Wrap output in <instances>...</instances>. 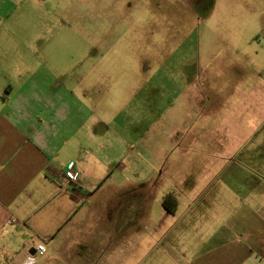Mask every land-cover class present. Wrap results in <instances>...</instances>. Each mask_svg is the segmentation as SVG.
<instances>
[{"label":"rangeland","instance_id":"1","mask_svg":"<svg viewBox=\"0 0 264 264\" xmlns=\"http://www.w3.org/2000/svg\"><path fill=\"white\" fill-rule=\"evenodd\" d=\"M0 37L49 53L124 138L113 172L124 188L96 198L116 213L130 196L143 216L129 229H144L147 249L191 246L219 218L264 212V0H0Z\"/></svg>","mask_w":264,"mask_h":264},{"label":"crops","instance_id":"2","mask_svg":"<svg viewBox=\"0 0 264 264\" xmlns=\"http://www.w3.org/2000/svg\"><path fill=\"white\" fill-rule=\"evenodd\" d=\"M16 41L0 37V264H23L40 243L48 249L32 264H264V212L251 209L219 218L197 244L147 249L144 229H129L143 216L129 211L130 196L116 213L96 198L124 188L113 178L124 138L66 87L49 53H18Z\"/></svg>","mask_w":264,"mask_h":264},{"label":"built area","instance_id":"3","mask_svg":"<svg viewBox=\"0 0 264 264\" xmlns=\"http://www.w3.org/2000/svg\"><path fill=\"white\" fill-rule=\"evenodd\" d=\"M65 177L68 181H70L73 184H76L77 182V173L74 171L73 169V163H69L67 165V170L65 173ZM16 224L18 226L21 225V223L19 221H11L10 224ZM48 247L45 243H40L38 245H36V251L33 255L28 256L23 264H32L35 262V260H37V258L41 255H43L46 251H47Z\"/></svg>","mask_w":264,"mask_h":264},{"label":"trees","instance_id":"4","mask_svg":"<svg viewBox=\"0 0 264 264\" xmlns=\"http://www.w3.org/2000/svg\"><path fill=\"white\" fill-rule=\"evenodd\" d=\"M172 195L171 194H168L164 197L163 199V206L165 207V209L168 211V212H174V209H173V204H170V199H171ZM174 199V198H173ZM175 203V201H174Z\"/></svg>","mask_w":264,"mask_h":264}]
</instances>
